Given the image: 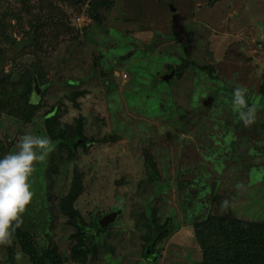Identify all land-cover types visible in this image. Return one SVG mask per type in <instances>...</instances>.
I'll return each instance as SVG.
<instances>
[{"label":"rangeland","instance_id":"obj_1","mask_svg":"<svg viewBox=\"0 0 264 264\" xmlns=\"http://www.w3.org/2000/svg\"><path fill=\"white\" fill-rule=\"evenodd\" d=\"M28 2L31 13L41 9L40 0ZM41 2L46 13L54 8L59 14L58 27L40 30L42 48L25 46L16 56L10 44L0 43L1 75L10 83L40 64L47 84L33 122L0 114V156L14 151L25 133L50 137L44 115L52 108L62 125L83 122L91 143L70 154L53 142L55 150L36 165L30 178L35 195L23 220L39 242L50 240L68 264H76L75 230L60 203L77 178L83 191L75 208L87 223L124 210L98 238V260L90 256L88 264H200L197 221L230 213L264 223V152L258 147L264 146V72L257 75L264 65V0H119L110 12L101 10V25L88 16L89 0L76 8ZM21 5L3 0L0 15L20 13ZM21 17L8 21L9 35L19 41L37 24V16ZM184 61L189 69L173 79L171 67ZM238 85L256 105L257 125L245 126L232 107ZM147 154L157 181L149 175ZM238 183L244 187L237 189ZM225 199L228 209L221 207ZM153 216L172 222L170 235L157 244L156 261L144 255L146 221ZM13 246H0V264H11ZM25 264H31L26 255Z\"/></svg>","mask_w":264,"mask_h":264},{"label":"trees","instance_id":"obj_2","mask_svg":"<svg viewBox=\"0 0 264 264\" xmlns=\"http://www.w3.org/2000/svg\"><path fill=\"white\" fill-rule=\"evenodd\" d=\"M19 1L22 4L21 9L19 8L20 13H18L19 10L16 12L7 10L0 15V43L10 44L14 48L16 56H20L16 48V43L19 40L8 33L9 28L12 27V24L8 23L10 19L14 18L20 21L23 13L37 16V24H30V29L26 32L25 37H32L33 39L32 43L27 46L28 48L40 49L43 45H41L40 30L47 26L58 27L57 19L59 18V14L54 12V8H49L50 12L46 13L44 7H42L43 2L41 0V9L33 13H31L28 6V0ZM85 1L88 0H82L78 3L84 4ZM117 1L119 0H89L88 16L95 23L101 25L104 20L101 10L104 9L110 12ZM2 2L3 0H0V6ZM47 3L53 6L54 0H48ZM78 3L77 5L69 4L71 7L76 8ZM63 16L66 17L67 15L63 14ZM192 64L195 63L193 62ZM189 66V63L184 61L176 69L171 67L175 71L173 79H182ZM201 69L210 73L214 72L209 66L201 67ZM1 72L2 70H0V114L7 113L8 115L22 118L26 122H33V119L42 108L43 95L47 89V84L44 83L46 72L43 67L40 64L27 66L23 75L15 84L10 83V76L1 75ZM166 82L168 81L166 80ZM36 83H38L41 93L39 102L32 104L29 103V99L34 96ZM261 91V93H264V84ZM80 95H84V93H79L77 96ZM212 99L211 103L215 101L214 97ZM204 106L208 107L205 103ZM59 114L58 109L52 108L45 113L44 119L47 133L52 141L57 144L60 152L67 150L72 154L78 148L86 147L91 143L84 136L83 122L77 121L78 123L75 127L62 125L59 122ZM257 124L258 122L256 121L254 125ZM235 144L231 143L232 146ZM258 147L264 152L263 145ZM230 148L232 149V147ZM146 156H148L146 160L149 175L157 181L159 172L156 164L151 161L149 154ZM244 160H248V158ZM243 163L246 162L243 161ZM75 181L74 188L70 190L69 195L60 203V212L68 219L67 224L75 230L73 239L76 243L71 249L72 261L76 264H88L90 256L98 260L100 253V241L98 238L114 225H117L118 217L122 215L124 210L120 208L122 213L116 218V221L110 224H101L105 216H94L91 223H87L80 211L75 208V203L83 191L79 179L77 178ZM146 225L150 234L149 237L144 238L146 241L144 255L147 259L154 261L155 256L158 259L157 244L170 235L172 222L169 220L161 224L153 216L152 221H146ZM92 229L94 233L91 232ZM194 235L202 253L200 264H264V223L262 222L244 220L230 213L209 214L205 219L199 220L194 224ZM16 245L22 248L26 256L29 257L31 264H68L67 258L58 250V247L50 240L46 241L45 239L43 243L39 242L36 231H34L30 223L28 224L25 221L15 233L14 246L8 247V262L11 261V264L14 262L13 252L16 249ZM5 264L9 263L6 261Z\"/></svg>","mask_w":264,"mask_h":264},{"label":"clouds","instance_id":"obj_3","mask_svg":"<svg viewBox=\"0 0 264 264\" xmlns=\"http://www.w3.org/2000/svg\"><path fill=\"white\" fill-rule=\"evenodd\" d=\"M264 72V65L257 69L259 76ZM38 97H31L29 103L36 104ZM232 107L238 112L239 119L245 126L254 124L257 119L255 104L249 105L247 89L236 86L232 92ZM55 145L50 137L33 133L23 134L14 151L0 156V246H12L15 233L24 223L23 215L32 204L34 191L32 190L31 176L36 165L45 161ZM242 183L236 184L237 189H242ZM231 202L225 199L221 207L228 209ZM25 253L19 245L13 252L15 264H25Z\"/></svg>","mask_w":264,"mask_h":264},{"label":"water","instance_id":"obj_4","mask_svg":"<svg viewBox=\"0 0 264 264\" xmlns=\"http://www.w3.org/2000/svg\"><path fill=\"white\" fill-rule=\"evenodd\" d=\"M62 1L69 2L72 5H77V3L79 1H82V0H62ZM32 41H33L32 37L25 39V40L18 41L16 43L17 51L20 52L23 47L30 45V43H32ZM207 53H208L209 59L212 61L213 60L212 54L209 51ZM170 77H167L166 80H168V78H170ZM40 93H41V90L39 88L38 83H36L35 89H34V96L39 98ZM212 100H213L212 98H209L208 101H205V105L206 106L209 105L212 102ZM121 213H122L121 210H118L117 212L111 213L110 215L104 217V219L101 221V224L107 225V224L112 223ZM154 260L155 261L157 260L156 256H155Z\"/></svg>","mask_w":264,"mask_h":264}]
</instances>
